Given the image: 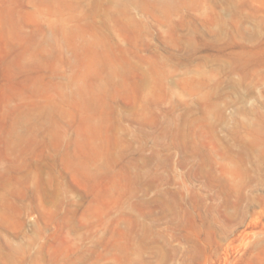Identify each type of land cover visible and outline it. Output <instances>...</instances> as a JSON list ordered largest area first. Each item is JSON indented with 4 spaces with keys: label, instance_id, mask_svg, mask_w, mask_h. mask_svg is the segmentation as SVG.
I'll return each instance as SVG.
<instances>
[{
    "label": "rangeland",
    "instance_id": "rangeland-1",
    "mask_svg": "<svg viewBox=\"0 0 264 264\" xmlns=\"http://www.w3.org/2000/svg\"><path fill=\"white\" fill-rule=\"evenodd\" d=\"M0 264H264V0H0Z\"/></svg>",
    "mask_w": 264,
    "mask_h": 264
}]
</instances>
